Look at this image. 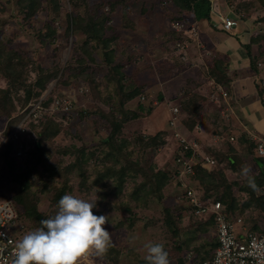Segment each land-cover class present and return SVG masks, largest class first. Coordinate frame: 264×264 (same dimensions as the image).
<instances>
[{
  "label": "rangeland",
  "instance_id": "obj_1",
  "mask_svg": "<svg viewBox=\"0 0 264 264\" xmlns=\"http://www.w3.org/2000/svg\"><path fill=\"white\" fill-rule=\"evenodd\" d=\"M236 1L239 12L235 18L244 29L257 31L250 39L260 48L258 57H261L264 55V0ZM38 3L34 8L25 6L23 0H0V150L12 144L16 153L17 149L25 153L23 157L16 155V167L21 168L17 171L27 173L33 185L29 197L25 195L23 199L34 205L38 218L37 221L30 219L26 206L17 203L27 232L40 227L41 220L54 216L65 194L83 199L97 195L93 214L109 217L104 227L112 235V247L105 256L82 258L80 264H148L143 248L147 242L163 243L170 264H186L189 253L196 254L197 261L213 254L217 244L215 226H206L210 220L196 217L183 199L184 187L173 168L180 147L179 138L174 134L179 133L180 139L183 136L179 127L177 130L179 122L171 126L169 120V109L172 111L174 107L179 108V119L184 125L187 119L193 120L190 115L195 117L204 109L210 115L202 122L207 137L213 131L217 134L223 123L230 124L233 120L222 118L226 115L224 102L215 98L216 86L209 84L221 70L219 73L215 69L216 58H208V51L201 47L202 27L195 14L181 10L174 0H37ZM27 13L31 16H26ZM78 16L91 17L97 25L102 22V38L110 39L109 47L77 31L72 20ZM177 23H183V28ZM192 28L196 29L193 33ZM190 33L194 38L188 37ZM84 48L92 58L85 54ZM109 51L114 56L112 68L118 67L124 75L126 90L141 88L134 99L124 102V109L117 107L120 115L116 117L123 115L127 119L117 135L131 141L136 149L134 161L139 164L134 169L141 167L148 175L162 172L169 179L160 194L140 204L133 198L117 200L111 194L103 198L102 186H96L93 177L85 180L95 165H109L99 160V153L103 139L112 133L117 108H113L111 99L104 102L94 90L98 85L109 88V80H117L114 69L107 65ZM192 57L199 58L200 62L193 61ZM48 75L52 76L50 81L40 88L37 80ZM83 86L87 89L84 94L80 92ZM202 88H206L207 96L202 95ZM122 92L115 94L120 97ZM45 95L69 98L74 103L73 111L58 116L47 113L39 124L30 126L29 134L17 140L6 135L9 121L20 118L29 105ZM51 119L58 126L59 134L44 144L43 156L37 157L39 136L35 130ZM207 121L212 127L206 125ZM231 130L228 136L224 133L220 145L204 142L207 148L204 150L209 154L228 152L237 142L251 150L249 159V153L244 158L233 156L237 158L235 168L228 161L220 166L230 181L240 185L247 177L243 169L248 167L250 175H257L263 159L258 158L253 140L243 137L237 127ZM232 136L235 141L230 139ZM31 158L32 163L28 162ZM115 163L112 164L115 169H120L127 165V160L119 158ZM211 168L219 169V164ZM66 182L67 190L61 196L60 189ZM145 182L143 175L138 174L134 181L131 177L127 179L125 188L143 183V190H147L149 186ZM190 182L201 198L216 200L215 195L202 191L196 176ZM15 188L8 165L0 158V200L14 201ZM234 193L239 194L238 188ZM239 214L251 229L259 222L260 228L264 226L263 216L253 209Z\"/></svg>",
  "mask_w": 264,
  "mask_h": 264
},
{
  "label": "trees",
  "instance_id": "obj_2",
  "mask_svg": "<svg viewBox=\"0 0 264 264\" xmlns=\"http://www.w3.org/2000/svg\"><path fill=\"white\" fill-rule=\"evenodd\" d=\"M28 1L30 0H23L24 5H30L31 7H37L40 4H37V0H31L28 4ZM52 2V1H51ZM174 3L176 6H178L181 10H184L185 12H193L196 16V19L203 20L211 19V7L212 3L210 0H174ZM58 7V6H56ZM239 12V9H237L236 13ZM238 14V13H237ZM26 16H31V14H26ZM76 24V30L79 32H84L87 37L90 38V40L102 42L106 47H109L110 39H104L103 40V25L101 24L97 25L95 21L91 17H88L87 19L82 18L81 16H78L76 19L72 20ZM82 23H85L83 26ZM71 25L73 26V23L71 22ZM51 34H54V32H51ZM260 37V36H259ZM104 47V49L106 48ZM249 49V46L247 47ZM85 54L89 56V58H92L89 51L84 48ZM110 55H108L107 59V65L109 68L114 69L115 71V78L109 80V84H111V87L105 88L103 85H98L95 91H97L101 97V99L104 102H109L110 99L112 100L113 108L120 107V109H124V102L134 99L139 92H141L140 89H133V91L126 90V88L123 86L124 82V75L122 72L118 71L120 70L118 67H113L114 63V56L112 54V51H109ZM1 58V56H0ZM82 62H84L82 60ZM221 62H218L215 66V69L219 71L221 68ZM120 73V75L117 77V75ZM223 75L222 71L220 73ZM52 76L48 75L44 78H39L37 80L38 86L40 88H43L49 81ZM113 84H117L118 86H114ZM118 88V90H116ZM117 91H124L120 93V97L117 96L115 93ZM128 91V92H125ZM39 95V93L37 94ZM122 99V101H121ZM120 103V106L118 104ZM189 109V108H188ZM119 109H116L115 115L113 116V125L114 128L112 130V133L109 135L108 138L103 139L102 141V149H100L99 153V160L107 161L109 165L107 167H101V165L97 164L91 171V176L88 175L86 177V181L90 180L92 177V180H94V184L96 186H102L100 188V194L103 191L105 194L103 196L106 197L107 195H113L117 200L124 199V198H133L137 203L140 204V202L145 201L146 198L150 196H157V194L161 193V189L166 184L169 179L166 174L162 172H158L156 174L148 175L146 171H144L141 167L138 169H134V166H138V161H134L135 154V148L132 146L131 141L126 139H121L118 137L117 133L121 130V127L123 123H125V118L123 115L119 116V118L116 117L117 115H120V112H118ZM191 118H194L192 115H190ZM20 118H13L9 121L7 125L6 135H9L19 122ZM192 119H189L186 123L188 127H192ZM35 130L36 135H38L39 139L36 142L37 145V157L43 156V147L46 142H50L51 139L55 138L59 134V128L55 124V122L51 119L49 123L46 125H43ZM180 151H178L179 153ZM236 149L234 147H229L228 152H218L210 154L211 157H213L217 163L219 164V169H214L208 166H205V164L198 162L195 165V176L200 182V187L202 191L208 195H215L216 200L221 201L229 211L234 212L238 215H241L239 213H245L248 210H255L260 215L264 217V163H260V172L257 175H251L254 178L255 181V187L250 186L248 176L243 180V182L239 185L237 182L230 181L227 176L224 174V170L221 169V165L228 161L229 165L232 168H235L237 165V162H235V158L233 157L236 154ZM177 153V154H178ZM17 153L15 152V149H13L12 144L4 145L0 150V158H2L3 162L7 163L8 169L12 174L13 181L16 184V196L14 201L20 204H23L27 208V213L30 216V219L32 220H38L37 216H35L36 211H34V205H31L30 203L26 202L23 199V196L29 197L30 191L33 187L32 183L29 182L27 179L28 175L27 173L19 172L17 170H21V168L16 167V156ZM232 155V156H231ZM101 156V157H100ZM119 158H124L127 160V165L123 168L120 167V169H115V167L112 165L115 163ZM238 158V157H237ZM236 158V159H237ZM84 161L87 160V158H83ZM28 160V159H27ZM26 160V161H27ZM28 162L32 163L33 159L31 158L28 160ZM239 162V161H238ZM129 163V166H128ZM134 163V164H133ZM116 164V163H115ZM142 166V165H140ZM147 169V168H146ZM71 170V168L69 169ZM84 173V172H83ZM138 174L143 175V177L146 179V182L144 185L149 186L147 190H143V183L141 185L136 184L133 188L127 187V184L125 183L129 177L132 178L134 181L136 176ZM68 180V178H66ZM69 182V181H68ZM93 184V185H94ZM139 187V188H137ZM235 188H238L239 194L235 195L234 190ZM67 190V182L66 184L60 189L61 196L65 194ZM145 202H143V205ZM18 206V204H17ZM20 211V210H19ZM239 212V213H238ZM21 213V211H20ZM35 213V214H34ZM24 214V213H23ZM23 217V215L21 214ZM25 220H26V215ZM212 220L206 223V226L212 225ZM31 228V224L29 226ZM206 230V227H205ZM252 230L257 231L260 230L259 226L255 225ZM217 248V244L215 245ZM215 248V249H216ZM213 257V254L206 256V257H200V260H207L211 259Z\"/></svg>",
  "mask_w": 264,
  "mask_h": 264
},
{
  "label": "built area",
  "instance_id": "obj_3",
  "mask_svg": "<svg viewBox=\"0 0 264 264\" xmlns=\"http://www.w3.org/2000/svg\"><path fill=\"white\" fill-rule=\"evenodd\" d=\"M225 1L229 13L237 14V1ZM222 19L227 30L238 25V21L229 17ZM258 25L261 26L262 23H258ZM177 26L183 28V23H177ZM191 31L193 33L196 29L192 28ZM183 33L186 32L183 31ZM258 66L261 67L262 64ZM259 84L264 90V80H260ZM86 91L85 86L80 90L82 94ZM217 94H219L215 97L217 100L219 97L226 99L228 97L222 87H219ZM73 106V101L64 96L52 98L45 95L44 98L41 97L33 102L21 113L19 123L9 136L12 140L13 137L17 140L29 134L30 126L35 123L39 124V120L48 116L47 113L51 112V116L67 115L73 111ZM180 114L178 107L172 108L171 126L177 124ZM175 136L179 138L180 152L174 159L173 168L179 178V183L184 187L183 199L188 202L191 213L196 217L213 221L217 234V248L211 259L197 261V255L189 253L186 264H264V234L252 230L242 216L229 211L221 201L201 198L195 185L190 182V179L195 176V165L198 162L213 167L217 165V161L210 155L202 154L197 141H188L183 137L180 139L179 133H176ZM254 142L257 156L264 159V138L255 137ZM17 155L23 157L25 153L17 149ZM25 233H27V228L17 204L10 198L0 200V264H12L15 243Z\"/></svg>",
  "mask_w": 264,
  "mask_h": 264
},
{
  "label": "crops",
  "instance_id": "obj_4",
  "mask_svg": "<svg viewBox=\"0 0 264 264\" xmlns=\"http://www.w3.org/2000/svg\"><path fill=\"white\" fill-rule=\"evenodd\" d=\"M210 1L212 3L211 19L199 20V23H201L200 27H202L200 29L199 40L201 47L208 51V58H216L217 63H222L221 71L223 75L216 73L211 78L213 83H211L210 80L209 84H214L216 86L215 94L218 92L219 87H222L224 91H226L228 94L227 99L223 97L219 99L224 102L222 105L225 106L223 114L226 115L222 118L228 119L231 117L233 120L230 124H226V122L223 123L222 129H220L221 131L217 134H214L213 131L210 134L211 137H207L206 127L202 124L203 120H205L204 118L208 119L210 117L207 111H203L204 109L199 110L198 114L193 118L191 128L184 125L185 123H183L181 119L178 120L179 126H177V130L179 127L182 136L188 141H197L199 145L200 142H203V145H200V151L205 155L210 154L204 150L207 149L204 146V142L209 141L211 144L220 145V142H222L221 138L228 136L229 132H232L231 129H233V127H237L239 131L243 133L242 136H247L246 138L249 140L254 141L255 137L264 138V90L259 84L260 80H264V60H262L264 55L258 57L260 56L258 53L260 48L256 42L250 39V36L258 33L253 29H244V26L242 27L239 23L231 30L225 29L222 18L229 17L237 21L235 18L237 14L229 13L225 0ZM223 10H226V12L224 13ZM188 37L194 38L192 37V33H190ZM248 46L249 49L247 48ZM183 59L186 60V57ZM192 60H198V62H200L199 58L194 59L192 57ZM260 64H262L261 67L258 66ZM208 88L210 89V87ZM202 89V95L207 96L206 88ZM217 95L219 94H216V96ZM171 114L172 111L169 109V116ZM170 118L171 117H169V120ZM188 120L189 119L186 121ZM206 125L212 127L208 121ZM224 133H226L225 136ZM231 138L235 141L233 136ZM235 146L237 152L234 156L244 158L245 155L249 153L248 159L252 157L251 150L249 151V149H246L243 143L237 142ZM240 149H242V151H240ZM262 161L261 162L264 163V159ZM257 172H260V167ZM259 219H262V217ZM260 224L261 222L258 223V226H260ZM257 231L264 234L263 226L261 225L260 230Z\"/></svg>",
  "mask_w": 264,
  "mask_h": 264
},
{
  "label": "clouds",
  "instance_id": "obj_5",
  "mask_svg": "<svg viewBox=\"0 0 264 264\" xmlns=\"http://www.w3.org/2000/svg\"><path fill=\"white\" fill-rule=\"evenodd\" d=\"M250 168L243 172L255 187ZM97 195L83 199L72 194L62 196L54 216L40 221V227L25 233L15 243L12 264H80L89 256L103 257L112 247V235L105 229L109 217L94 215ZM148 264H170L163 243L147 242Z\"/></svg>",
  "mask_w": 264,
  "mask_h": 264
}]
</instances>
